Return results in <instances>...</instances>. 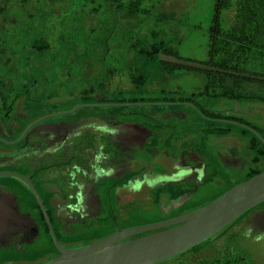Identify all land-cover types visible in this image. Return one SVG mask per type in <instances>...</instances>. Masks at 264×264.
Returning a JSON list of instances; mask_svg holds the SVG:
<instances>
[{
    "label": "flooded vegetation",
    "instance_id": "af4514ba",
    "mask_svg": "<svg viewBox=\"0 0 264 264\" xmlns=\"http://www.w3.org/2000/svg\"><path fill=\"white\" fill-rule=\"evenodd\" d=\"M196 1L0 0V172L30 179L62 246L186 214L264 171V85L200 69L204 93L187 94L177 71L199 68L165 61L232 71L219 67L214 48L218 30L233 20L223 0L212 3L207 61L181 58ZM134 107L144 110H121ZM7 179L12 184H0V248L27 252L43 227L53 248L47 257L56 256L34 195ZM149 215L159 219L144 220ZM257 258L264 264V203L165 264Z\"/></svg>",
    "mask_w": 264,
    "mask_h": 264
},
{
    "label": "water",
    "instance_id": "95a60500",
    "mask_svg": "<svg viewBox=\"0 0 264 264\" xmlns=\"http://www.w3.org/2000/svg\"><path fill=\"white\" fill-rule=\"evenodd\" d=\"M165 61L264 81L262 77L217 70L204 65L177 61L170 57ZM257 137L260 138L258 135ZM7 178L19 181L34 195L43 212L57 255L51 258L45 256L37 261L6 264H165L208 241L243 214L264 203L263 171L186 214L118 230L102 239L83 245L65 247L57 241L41 199L30 179L14 172H0V179ZM7 247L9 249L13 247L16 252L21 253L14 245Z\"/></svg>",
    "mask_w": 264,
    "mask_h": 264
},
{
    "label": "rangeland",
    "instance_id": "374dc122",
    "mask_svg": "<svg viewBox=\"0 0 264 264\" xmlns=\"http://www.w3.org/2000/svg\"><path fill=\"white\" fill-rule=\"evenodd\" d=\"M212 3L213 0H197L196 4L192 5L191 8H188V15L192 16V18L187 19V41H186V50H183L180 54L181 58L189 61H193L196 63H204L208 59V39H207V28L210 24V17L213 14L212 10ZM229 15H233L232 12L228 13ZM224 27V25H223ZM11 48H18L17 45L11 44ZM258 64H252L249 63L244 67V71L248 73H254L257 75H264V60L258 61ZM177 72H179V81L182 82V86L185 89L186 93L188 94L190 91H202L204 93V87L207 83V75L202 70L197 69H180ZM205 97H201V99H204ZM244 100V99H243ZM244 103V101H242ZM247 104V103H246ZM98 110H118L115 108H102ZM239 110H242V112H246L247 109L243 107H238ZM122 111H135L138 113H141L140 111L144 110V107H134L131 109H121ZM85 109H79L76 111V115L80 116L84 114ZM58 118V117H55ZM136 118L137 120L140 119V116L132 117ZM54 119V118H53ZM202 124H209L208 122L202 121ZM200 124V125H202ZM210 125V124H209ZM230 127L232 132L236 135L242 134V129L238 126L234 125H227ZM246 138H249V134H245ZM1 183H10V179H0ZM14 185V184H13ZM16 190H18L23 195V203L32 204L34 206V201L31 199L27 191H23L22 189L18 188L16 185H14ZM29 205V206H30ZM31 207V206H30ZM159 219V217L155 215H149L148 217L145 216L144 220L146 221H154ZM135 222L137 223V220L135 219ZM105 229H99V231L94 230V232L89 236L88 239L95 238V234H99L101 232H104ZM28 250L27 252H16L15 248L9 249L8 247L0 248V262H10V261H37L39 259H42L45 256L50 255L53 252V248L49 242V239L43 229L40 228V236L39 238L34 242L27 245ZM257 257L260 256L258 254H254ZM177 258V257H176ZM257 264H260L261 261L259 258H257L256 261Z\"/></svg>",
    "mask_w": 264,
    "mask_h": 264
},
{
    "label": "trees",
    "instance_id": "16d2710c",
    "mask_svg": "<svg viewBox=\"0 0 264 264\" xmlns=\"http://www.w3.org/2000/svg\"><path fill=\"white\" fill-rule=\"evenodd\" d=\"M222 9L231 10L233 20L229 28L218 30L222 32L220 38L214 43L218 56L216 63L222 69L247 73L243 70L247 64H258V61L264 60V0H232L229 5L223 0ZM217 75L218 78L264 85L261 81ZM257 76L264 77V75Z\"/></svg>",
    "mask_w": 264,
    "mask_h": 264
}]
</instances>
